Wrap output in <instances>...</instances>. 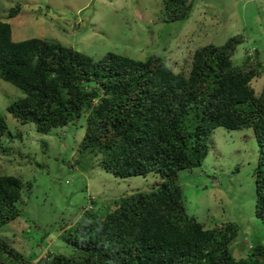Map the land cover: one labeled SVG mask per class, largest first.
<instances>
[{
    "label": "trees",
    "instance_id": "obj_1",
    "mask_svg": "<svg viewBox=\"0 0 264 264\" xmlns=\"http://www.w3.org/2000/svg\"><path fill=\"white\" fill-rule=\"evenodd\" d=\"M193 6L194 0H165L163 19H187ZM242 41L234 35L200 46L189 71L177 72L158 54L138 60L109 52L96 60L46 38L16 41L11 23L0 20V78L24 92L7 108L14 117L49 133L86 116L81 153L99 155L117 177L160 176L151 190L121 196L108 212L90 204L71 226L59 225L65 251L28 255L0 234V264H264L263 243L234 256L236 223L206 228L198 221L180 180L182 170L202 165L217 127L252 128L259 145L255 213L264 223V85L261 92L252 85L263 62L256 48L252 60L235 64ZM8 135L0 113L1 151ZM32 187L0 172V229L21 215L23 191Z\"/></svg>",
    "mask_w": 264,
    "mask_h": 264
},
{
    "label": "rangeland",
    "instance_id": "obj_2",
    "mask_svg": "<svg viewBox=\"0 0 264 264\" xmlns=\"http://www.w3.org/2000/svg\"><path fill=\"white\" fill-rule=\"evenodd\" d=\"M18 5L20 12L10 17ZM164 14L165 0H0V20L11 23L16 41L46 38L96 60L109 52L138 60L158 54L177 72L189 71L196 48L242 35L233 61L252 60L258 48L263 66L252 85L261 92L264 0H194L187 19L166 22ZM23 96L0 78V113L13 133L4 138L0 172L33 184L31 191H23L21 215L0 234L25 254L43 256L66 250L59 225L71 226L90 204L108 212L121 196L151 190L160 176L117 177L99 164V155L81 153L86 116L49 133L39 132L34 122L22 123L7 108ZM208 143L202 165L180 172L188 211L206 228L239 225L230 247L235 257H245L253 244H264V223L255 213L258 141L252 128L217 127Z\"/></svg>",
    "mask_w": 264,
    "mask_h": 264
}]
</instances>
